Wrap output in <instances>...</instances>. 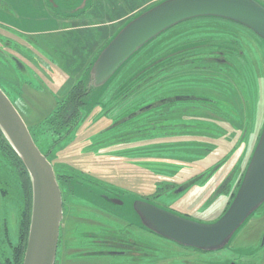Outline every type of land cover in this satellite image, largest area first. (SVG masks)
<instances>
[{
  "label": "trees",
  "instance_id": "16d2710c",
  "mask_svg": "<svg viewBox=\"0 0 264 264\" xmlns=\"http://www.w3.org/2000/svg\"><path fill=\"white\" fill-rule=\"evenodd\" d=\"M146 2L147 0H89L88 6L83 11L79 12L77 16L65 18L81 25L79 27H64L63 29L66 30L64 31L65 34L74 33L77 40L82 41V38L78 36L79 31L85 34H90V32H92L97 35L98 41H101L94 54L89 56L85 63L80 65L82 70L79 74L73 73V68L68 66V61L72 60L71 57L76 50L74 47L75 43L68 38V35H65L68 40L61 38V41L63 42H60L53 37V48L61 50L56 56H59V59L56 60V64L59 66V70L63 71L68 78L64 87L70 83L71 79L76 77L75 79L77 80H73L71 87L68 89L67 94L63 99L56 100V107L52 110L46 120H44L39 126L32 127L33 129L28 126L27 128L33 142L41 154L46 157L50 164L53 161L52 167L61 192L63 204H65L67 199L72 200L70 199V196L67 197V195H73L74 197L80 198L87 193H91L93 190L83 183L86 179H92V176L80 172L78 169L76 170V168H72L65 163L56 164L54 162L58 160V154L60 152L63 153L66 147L77 144V142L75 143L74 141L75 135L73 136L71 134H75V132L81 128V125L90 116L89 113L95 108H99L100 112L98 114H100V117L97 118V115L96 118L93 119V124L98 119L101 121L103 118H106L110 111L135 91L142 88L149 89L156 79L173 81L178 77L184 76L189 83L194 81L200 83L199 86L187 84V87L184 88L167 89L163 98L154 101L150 105L139 109L136 112L131 114L128 113V116L125 115V117L115 119L106 129L96 132V134L88 140L90 141L93 138V140L95 139L98 141V139L101 138L102 144L96 142L93 144L92 150L83 152L93 153L97 156L95 162V165L97 166H94L95 168L98 167L100 162L105 160L112 162L111 160H115V158H117V160L133 161L132 163H136L135 167L138 168V160L142 159L143 156L147 154L152 156L153 154H156V158L159 159L166 158L186 163L207 161L206 159L214 154V147L207 143H202L201 141L189 139V137H192L193 135L202 136L203 134L202 128L188 125L187 122H197V118L201 120L200 118L203 117L201 112L203 110L212 113L221 121L228 123L234 121V118L232 117L233 115L230 113V108L232 107L230 102H233L235 105L236 103H239V109L241 110L236 113L237 116L240 117L241 113L246 111L245 103L242 99V97L245 99L248 96V93L244 88L245 78L238 77L239 70L235 66V63L232 62L235 58L244 61L245 58L240 51L241 45L237 37H233L228 33H225L228 36L224 37L222 36L224 34L221 33L219 29H223L224 27L230 28L233 32L241 31L250 36L256 41L262 52L263 58L264 44L261 39L246 28L228 21L214 18L193 19L170 28L150 41L132 56L104 88L100 90L93 87H87L88 80L85 78L87 71L99 52L128 21L154 6L159 1L144 6ZM94 4L100 6L105 5V8L107 9H125L126 11V14H124L123 17L120 19L116 18L109 23L108 27H113V29L110 30L109 36L102 40V34L100 35L98 31L99 27L96 24L85 25V22L80 20V17L88 12ZM203 24H212L218 26V28L212 29L209 32H205L203 29L195 31L189 29V27L194 25L202 27ZM73 29H75V32L72 31ZM6 33L9 34L7 31ZM9 35L10 37H16L19 40L21 39V37H18L17 35ZM86 36L89 38L88 35ZM30 40H32V38H30ZM16 48L17 47L14 44H11V40L0 37V89L9 98L15 108L16 104L11 99L10 92L7 90L9 88L7 85L10 84L6 83L9 80H7L5 72H7L8 67H10L11 74L15 72L25 77V75H29L30 73L29 68H27L17 56L10 52L11 50L14 52L13 49ZM42 48L48 49L47 46H45V43ZM216 52H220L221 54H217ZM247 71L248 80L252 79L254 83L253 75L248 68ZM126 72L127 74H125ZM192 75H197L196 80L189 78ZM228 75H230L231 78ZM227 76L229 78H227ZM228 83H233L229 90L227 88ZM27 85L31 84L21 81V85H19L18 88L20 90L18 91L20 95H22L23 87ZM208 85L210 93L207 94L200 91L202 88H197H206ZM238 92L241 93L239 94ZM16 109L21 115L23 121L26 122L21 111L18 110V108ZM83 114H85V117H83ZM131 115L134 117L128 119ZM143 115L144 117L141 123H136L134 121ZM118 128L122 129H120L119 133L106 136L107 133L117 130ZM194 128H197L196 130L201 133L199 134L198 132L194 133L190 131ZM32 130H35L36 132H33ZM35 133L39 135L38 138L40 140L42 139V141H44V148L38 145L39 139H36ZM148 137H150V139H147ZM0 152L14 168L24 195V209L18 226L16 243L13 245L6 238L4 246L7 247V249L0 250V264H22L30 222L31 185L28 174L20 159L5 140L1 131ZM162 154L168 155L164 156ZM228 154L221 161L216 163L217 165L215 164V166L208 169L209 173L207 176L204 175V171L196 176L195 180L205 179L212 175L219 167H221V165H223L221 163L225 158L229 157ZM141 165L145 166V164ZM115 166L114 163L113 165L109 164L105 167L113 168ZM141 168L147 170L149 167L146 168L140 166V169L138 170H142ZM177 169H180V167H177ZM238 169L239 166H237V168L234 167L231 170L232 177L236 175ZM165 171L170 173L167 169H165ZM244 171L241 172L240 179L236 184L235 191L226 209L230 205L240 185ZM172 174L174 175V173ZM161 176L165 175L162 174Z\"/></svg>",
  "mask_w": 264,
  "mask_h": 264
},
{
  "label": "rangeland",
  "instance_id": "374dc122",
  "mask_svg": "<svg viewBox=\"0 0 264 264\" xmlns=\"http://www.w3.org/2000/svg\"><path fill=\"white\" fill-rule=\"evenodd\" d=\"M0 1L3 7L1 10L6 14V16L9 17V20H7L9 24H12V22L17 20L19 17L21 20L23 19L19 22L22 33L31 32L37 34L28 35V40H26L27 36L23 35L21 39L23 37L25 38H23L22 41L21 39L15 40L13 37H10L9 34L15 35L14 32H19L12 25H9V27L6 28L9 36L0 32V36L11 40V44H14L17 47L16 49H13L14 52L12 50L10 52L22 61L26 62L29 60L31 63V65H27L30 73L25 77L15 72L11 74L10 67L7 69L8 75L7 72H5V75L7 76V80H9L6 83L10 84L7 85L9 87L7 90L10 92L11 99L15 102L16 108L21 111V114L26 121V126L34 128L39 126L44 120L47 119L49 114L56 107V100L63 99L66 96L68 89L71 87L73 80L76 81L77 79H75L76 77L71 79L70 83L64 87L68 78L63 71L59 70V66L56 64V60L59 59V56H56L61 50L58 48H53V35L49 34L51 25L40 19L41 13L43 12H45L50 18L52 17L51 2L49 0H43L44 2L39 4L38 1L41 0H27L25 4V7L27 8L25 9V7H22L21 4L17 2V0ZM53 1L55 3L53 4V20L58 25V31L60 30L63 32L64 27L81 26L76 22H71L64 19L65 16L72 14V12L77 9L79 0H77L72 5L68 2V0ZM256 1L264 6V0ZM124 14H126L125 9H107L105 8V5L100 6L94 4L92 8L88 10V12L80 17V20L85 22V25L96 24L99 27L98 31L100 35L102 34V40L107 38L109 36L110 30L113 29V27H108L109 23L116 18L120 19ZM63 22L65 23L64 25ZM215 28H218V26H214L212 24H203L202 27L199 25L189 27V29H192V31L203 29L205 32H209ZM72 31L75 32V29ZM219 31L224 34L222 35L224 37H227L228 35L225 33H228L229 35L239 39L241 45L240 51L242 52L245 59L243 61L241 59L235 58L232 62L235 63V66L239 70L240 75L238 74V77L245 78V87H243L246 89L248 96L245 99L242 97L243 102L245 103L246 111L243 109L244 112L241 113L240 117L236 115V113L241 110L239 109V103H236L235 105L233 102L229 101L232 104L230 113L233 115L232 117L234 118V121L229 123L221 121L212 113L203 110L201 112L203 115V117L200 118L201 120L197 118V122H187L188 125L202 128L203 134L202 136L193 135L192 137H189V139L207 143L208 145L213 146L216 152L214 151V154L206 159L207 161L199 162L201 164L198 162H178L177 160L166 158L159 159L156 158V154H153V156L147 154L144 155L142 159L138 160L139 165H137V169L131 165L133 169L129 168L123 170L127 172V176L131 174L129 176L131 178L128 177L127 179L124 178L126 174L123 172V176L121 178L119 177L120 168L128 165L130 166V163L133 161H123L117 160V158H115V160H111L112 162L105 160L103 161L104 163L100 162L97 168L94 167L97 166L95 165L97 156H95L93 153L83 152L92 150V146L96 142H100L99 144H102L101 138L98 139V141L95 139L93 140V138L90 141L88 140L90 137H93L96 132L106 129L115 119L125 117V115L128 116L129 114L150 105L154 101L163 98L167 89L184 88L187 87V84H192L193 86L200 85V83H196L195 81L189 83L184 76L178 77L173 81H162L156 79L149 89L142 88L135 91L132 95H130L123 102L117 105L112 111H110L106 118H103L101 121L98 119L94 124L92 123L93 119L99 115L98 113L100 110L99 108H96L94 111H92L88 117L89 119L87 118L85 120V122L81 125V128L76 131L75 134H71L73 136L75 135L74 141L75 143L77 142V144L66 147L63 153L60 152L58 154V160H56L54 163H65L66 165L76 168V170L78 169V171L84 172L94 178L96 177L103 179L105 183L112 185L110 187L120 189L122 194V206H115L100 198H97L94 201H87L90 203L82 202V204H85L87 207L95 206L102 212H109L111 214L122 216L127 221L132 222L131 209L133 207H131V202L134 200L136 195L137 197L135 198L138 200L144 199L143 197L154 199L155 201H153V203L160 209L169 211L174 215L194 222L210 224L215 222L218 217H220L222 211L224 210V202L226 201V197L223 195L220 196L218 190L216 191L215 189L219 183L220 186L218 189H220L222 183L225 181L223 179H225L228 174V177H230L232 173L231 170L234 167L237 168V166H239V169L234 176L235 182L234 184L232 183V186H234L239 180L241 172L244 171L246 164L251 157V152L254 148L264 122V58L262 57V52L256 41L250 36L241 31L233 32L230 28L225 27L223 29H219ZM56 34L58 33H55L54 35ZM90 34H85L79 31L78 36L82 38V41H78L74 33H64L60 36H55L56 40L60 42H63L61 41V38L65 40L70 38V40L75 43L74 47L76 50L71 57L72 60L68 61V66L73 68V73L75 74H79L81 72L82 69L80 65L85 63L86 59L94 54L97 47L101 43V41H98L96 34L92 32H90ZM65 35H68L69 37L67 38ZM86 35H88L89 38H87ZM30 38H32V40H30ZM44 43L45 45H50V47H47L48 52H46V49L42 48ZM44 61H48V65L53 66V69H51L52 72L45 73L42 70L44 69L45 65H41L40 62ZM247 68L253 75L254 83L252 79L248 80L247 78ZM127 72L125 74H127ZM228 76L231 78L230 75ZM228 76L227 78H229ZM189 78L196 80L197 75H192ZM21 81L31 84L23 87L22 95H20L18 92L20 91L18 88L19 85H21ZM232 84H227L228 90ZM48 88H50L49 91ZM197 88H202L200 90L202 93H210L208 90L209 85L206 88ZM143 117L144 115L138 117L134 121L136 123H141L143 121ZM120 129L121 128H118L117 130L107 133L106 136L117 134L120 132ZM196 129L194 128L190 131L194 133L198 132L200 134L201 132ZM32 131L36 132L35 130ZM38 136V134L35 135L36 139ZM147 139H150V137ZM39 140L38 145L44 148V141H42V139L40 141ZM227 154L229 157L223 160L221 163L223 165H221L220 169L215 174L209 176V178L207 177L205 180L199 179L192 186V188L184 194L175 193L172 191V189L178 184L177 182H173L175 177L177 180H179L177 177L188 178L190 176L203 173L204 171V175L207 176L209 173L208 169L212 166H215V164L226 157ZM162 155L167 156L168 154ZM114 163L116 166L113 168L105 167L109 164L113 165ZM141 164H145V166H142ZM179 164H182L181 166H183L185 169L182 167L177 169V167L174 166ZM140 166L149 168L147 170L142 168V170H138L140 169ZM165 169H167L170 173L166 172ZM157 170L162 171L159 172ZM183 170L185 173H180ZM172 173H174V175ZM162 174L165 176H161ZM193 180H190L191 183L194 182ZM125 189L128 190L127 193L130 194H123L125 193L123 192ZM90 204H93L94 206H91ZM62 205L64 206L65 211L62 218L64 221L63 224H65V221L69 219L74 221L77 219V216H82V212L87 210L86 207L78 204L73 205L72 202L68 201H66L65 204H63L62 201ZM23 209L24 195L20 186V182L17 178V174L14 168L8 163L5 156L0 152V250L7 249V247L4 246L6 238L11 242V244L14 245L16 243L18 226ZM261 211H264V205L254 213V216L258 215ZM96 220L100 221L98 218H96ZM249 222L250 221L248 220L247 223H245V227L243 226L244 228L242 227L243 229H240L242 231L239 230L240 232H237L236 234H240L246 228H248ZM80 231L81 228L77 229V232Z\"/></svg>",
  "mask_w": 264,
  "mask_h": 264
},
{
  "label": "water",
  "instance_id": "95a60500",
  "mask_svg": "<svg viewBox=\"0 0 264 264\" xmlns=\"http://www.w3.org/2000/svg\"><path fill=\"white\" fill-rule=\"evenodd\" d=\"M79 2L77 9L65 18L77 16L89 0ZM199 18L237 24L264 44V6L256 0H161L128 21L110 39L87 71V87L101 90L150 41L180 23ZM0 131L20 159L31 185L30 222L22 264H55L63 218L61 192L51 164L1 89ZM263 204L264 122L240 185L224 214L215 222L187 220L141 200L134 202L133 208L141 225L155 235L185 247L212 252L227 246Z\"/></svg>",
  "mask_w": 264,
  "mask_h": 264
},
{
  "label": "flooded vegetation",
  "instance_id": "af4514ba",
  "mask_svg": "<svg viewBox=\"0 0 264 264\" xmlns=\"http://www.w3.org/2000/svg\"><path fill=\"white\" fill-rule=\"evenodd\" d=\"M76 1L77 0H68L71 5ZM157 1L159 0H147L144 6H148ZM51 10L53 18V0H51ZM28 39L29 37L26 38V40ZM216 53L221 54L220 52ZM20 61L27 68V65H30L29 60H25L26 62H24L20 59ZM90 114L91 113H89V115ZM83 117H85V114H83ZM99 117L100 114L97 118ZM131 165L135 167L136 163H130V166ZM179 165L174 166L183 167L181 166L182 164ZM51 166H53V161ZM130 166L128 165L120 168V178L123 176L122 172L124 174L127 173L123 170L132 168V166ZM136 168L137 167H135V169ZM219 169L220 167L217 171ZM180 173H185V171L183 170ZM130 175L131 174L127 176L126 174L124 178L127 179ZM198 175L188 178L177 177L179 180L175 177L173 182H177L178 186L176 185L172 191L175 193H186L198 181L195 180V177ZM228 176L223 179L225 181L222 183L220 189H218L220 183L215 189L216 191L218 190L220 196L223 195L226 197L224 210L220 217L226 211V207L239 181L238 180L235 185L232 186V183L234 184L235 182V177H232V175L230 177ZM190 180H193L194 183H191ZM83 183L93 189L91 193H87L80 198L67 195V197L70 196L72 200L67 199V197V200H65L72 202L73 205L78 204L86 207L87 210L82 212V216H77V219L74 221L69 219L63 224L64 221L62 219L59 229L55 264H264V211H261L256 216L253 215L249 219L248 228L242 233L236 234L227 246L220 250L206 252L185 247L155 235L141 225L140 219L134 208L131 209V222L127 221L122 216L109 212H102L93 204L90 205L94 207H87L85 204H82V202L94 201L97 198L103 199L115 206H122V194L120 189L110 187L112 185L96 177L86 179ZM123 192H125L123 194H130L127 193L128 190L126 189ZM135 197L137 196L135 195ZM135 197L131 202V207H133L132 204L138 200ZM143 198L144 199L139 200L155 205L153 203V201H155L154 199L147 197ZM64 213L65 211L63 210V216ZM220 217H218V219ZM96 218L100 219V221L96 220ZM79 228H81V231L77 232Z\"/></svg>",
  "mask_w": 264,
  "mask_h": 264
},
{
  "label": "crops",
  "instance_id": "0c3cea01",
  "mask_svg": "<svg viewBox=\"0 0 264 264\" xmlns=\"http://www.w3.org/2000/svg\"><path fill=\"white\" fill-rule=\"evenodd\" d=\"M7 1V0H6ZM36 1V0H35ZM17 2H19V4H21V6L22 7H25V4H26V2H27V0H17ZM38 3L39 4H42L43 3V0H41V1H38ZM27 7H25V9H26ZM1 9H3V7H2V5H1V1H0V32L2 33V34H7L6 33V28L7 27H9V25H12L17 31H19V32H14L15 33V35H17L18 37H22L23 35H25V36H28V35H37L36 33L34 34V33H28V32H24V33H22L21 32V30H20V25H19V22L20 21H22L19 17H18V19L17 20H15L14 22H12V24H9L8 22H7V20H9V17L8 16H6V14L5 13H3V11L1 10ZM6 16V17H5ZM40 19L43 21H45L46 23H48L49 25H51V29L49 30V34H51V35H53V37L54 38H56L55 36H59L60 34H62V33H64V31H66V30H64L63 32H61L60 30L58 31L57 30V27H58V25L55 23V21L53 20V18L51 17H49L45 12H43V13H41V17H40ZM65 23L63 22V25H64ZM68 30H69V28H68ZM4 33H3V32ZM61 32V33H60ZM55 33H58V34H56V35H54ZM8 35V34H7ZM0 37H3V36H0ZM12 37V36H11ZM15 40H17V38L16 37H13ZM45 46H47V47H50V45H45ZM52 46V45H51ZM48 49H46V52H48L47 51ZM41 63V65L42 64H44L45 65V67H44V69H42L45 73H50V72H52L51 71V69H53V66L52 65H48V61H44V62H40ZM43 81H46V80H43ZM49 89L50 88H48V91H49ZM35 93H37V92H35ZM51 93V92H50ZM52 94V93H51ZM53 95V94H52ZM53 98V97H52Z\"/></svg>",
  "mask_w": 264,
  "mask_h": 264
}]
</instances>
